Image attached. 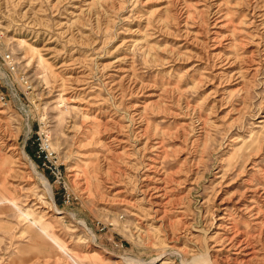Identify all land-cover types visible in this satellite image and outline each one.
I'll use <instances>...</instances> for the list:
<instances>
[{"label":"rangeland","instance_id":"obj_1","mask_svg":"<svg viewBox=\"0 0 264 264\" xmlns=\"http://www.w3.org/2000/svg\"><path fill=\"white\" fill-rule=\"evenodd\" d=\"M3 50L0 264H264V0H0Z\"/></svg>","mask_w":264,"mask_h":264},{"label":"built area","instance_id":"obj_2","mask_svg":"<svg viewBox=\"0 0 264 264\" xmlns=\"http://www.w3.org/2000/svg\"><path fill=\"white\" fill-rule=\"evenodd\" d=\"M33 92V85L26 72L21 68L20 62L11 50L0 51V108L5 109L18 102L21 106V94L28 101ZM34 157L39 166L46 170L54 183L64 190V197L69 199L68 183L58 156L53 149L50 132L40 128L31 139ZM122 247V245H121Z\"/></svg>","mask_w":264,"mask_h":264},{"label":"bare ground","instance_id":"obj_3","mask_svg":"<svg viewBox=\"0 0 264 264\" xmlns=\"http://www.w3.org/2000/svg\"><path fill=\"white\" fill-rule=\"evenodd\" d=\"M22 153H23V152H22ZM23 158H24L25 160H27L26 157H25V155H24V153H23Z\"/></svg>","mask_w":264,"mask_h":264}]
</instances>
